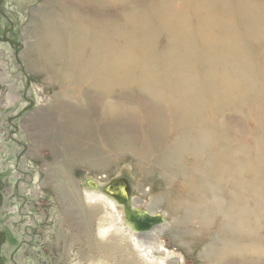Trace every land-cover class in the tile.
<instances>
[{
	"label": "bare ground",
	"instance_id": "1",
	"mask_svg": "<svg viewBox=\"0 0 264 264\" xmlns=\"http://www.w3.org/2000/svg\"><path fill=\"white\" fill-rule=\"evenodd\" d=\"M56 3L33 51L68 85L56 98L71 129L90 137L97 120L102 146L127 149L165 184L177 180L164 204L203 232L196 242L220 218L205 264H264V0ZM159 200L145 209L155 213ZM92 210L77 211L86 229ZM162 215L150 231H131L136 247L162 250Z\"/></svg>",
	"mask_w": 264,
	"mask_h": 264
},
{
	"label": "rangeland",
	"instance_id": "2",
	"mask_svg": "<svg viewBox=\"0 0 264 264\" xmlns=\"http://www.w3.org/2000/svg\"><path fill=\"white\" fill-rule=\"evenodd\" d=\"M56 2L0 0V264H205L203 243L220 232V218L210 223L209 237L196 242L203 232L164 204L177 180L165 184L156 168L138 164L127 149L102 146L97 120L90 121V137L69 126L71 116L56 98L68 85L58 84L33 51L43 25L55 18ZM138 96L132 101H145ZM180 161L191 165L187 156ZM118 178L137 207L160 199L153 207L166 220L160 252L135 246L121 206L99 189ZM221 189L217 196L226 198ZM78 206L93 208L87 229Z\"/></svg>",
	"mask_w": 264,
	"mask_h": 264
},
{
	"label": "water",
	"instance_id": "3",
	"mask_svg": "<svg viewBox=\"0 0 264 264\" xmlns=\"http://www.w3.org/2000/svg\"><path fill=\"white\" fill-rule=\"evenodd\" d=\"M88 185L96 187L92 181H88ZM99 189L121 206L123 219L132 232L136 234L147 232L164 223L161 211L151 214L145 208L132 206L128 184L124 179H114L100 186Z\"/></svg>",
	"mask_w": 264,
	"mask_h": 264
}]
</instances>
